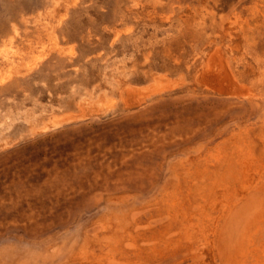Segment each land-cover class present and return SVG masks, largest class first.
<instances>
[{"label":"rangeland","instance_id":"obj_1","mask_svg":"<svg viewBox=\"0 0 264 264\" xmlns=\"http://www.w3.org/2000/svg\"><path fill=\"white\" fill-rule=\"evenodd\" d=\"M0 264H264V0H0Z\"/></svg>","mask_w":264,"mask_h":264}]
</instances>
